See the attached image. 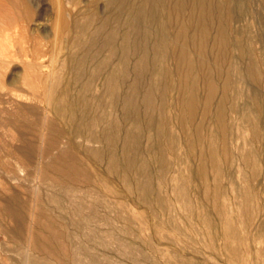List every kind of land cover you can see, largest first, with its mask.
<instances>
[{
    "label": "rangeland",
    "instance_id": "rangeland-1",
    "mask_svg": "<svg viewBox=\"0 0 264 264\" xmlns=\"http://www.w3.org/2000/svg\"><path fill=\"white\" fill-rule=\"evenodd\" d=\"M60 2L61 9L55 0H0L3 32L18 28L10 33L13 37H2L3 48L8 47L6 51L15 58L2 60L0 65V207L7 204L19 212L18 204L9 200L11 196L18 197L27 202V207L35 206L39 217L51 227L49 232L34 225L44 248L25 250L23 236L0 212V264H236L224 245L222 221L212 205L230 215L240 232L234 190L247 183L249 189H255V184L243 175L237 158L243 146V129L238 120L240 99L233 113H229L230 98L224 102L228 119L233 122L234 137H228L223 145L233 160V176L223 166L215 178L207 163L204 172L198 174L195 162L187 157L179 130L172 122L162 125L163 116L173 117L175 112L174 94L162 87L161 71L171 73V64L161 56L160 44L142 30L124 26L113 17L104 20L99 8L102 0ZM246 20L243 22L248 23ZM41 42L45 45L41 46ZM239 88L243 92L248 89L245 85ZM217 89L219 98L221 90L219 86ZM258 101L262 118V93ZM11 103L29 108L34 105L36 115L26 112L28 118L24 115L27 119H23L27 121L39 114L41 118L43 109L48 110L54 129L47 133L77 155L75 164L86 172L85 183L70 184L63 177L52 183H38L29 167L16 162L15 155L8 151L18 144L16 132L2 125V119L11 115L8 112H16ZM102 113L113 119L126 118L139 126L133 149L124 144L122 124L119 132L102 135L107 126L99 117ZM199 120L198 117L195 122ZM88 121H92L95 133L91 139L86 135ZM203 124L211 141L197 144L193 152L201 146L207 150L210 145L221 149L209 120ZM163 138L174 142L178 155L166 154L168 166L160 174L155 153L157 141ZM130 151L136 157L134 162L127 161ZM141 163L145 165L144 173L138 169ZM217 182L219 190L214 189ZM254 200L258 202L257 197ZM257 208L249 226L252 233L264 217L262 207L258 204ZM5 228L7 234L3 233ZM249 245L263 249L264 235L260 233L258 242L251 241ZM260 260L264 264V255Z\"/></svg>",
    "mask_w": 264,
    "mask_h": 264
},
{
    "label": "bare ground",
    "instance_id": "bare-ground-1",
    "mask_svg": "<svg viewBox=\"0 0 264 264\" xmlns=\"http://www.w3.org/2000/svg\"><path fill=\"white\" fill-rule=\"evenodd\" d=\"M89 1L95 2L96 0ZM55 3L58 9H61L60 0H55ZM99 8L104 20L113 17L124 26L142 30L149 39L160 44L161 56L171 64V73L167 69L161 71L163 73L162 87L174 94L172 108L175 112L173 117L164 115L162 125L165 127L172 122L179 130L187 148V157L195 162L198 174L204 172L207 163L215 178L220 176L223 166L227 168L228 175L233 176L231 171L233 160H230L227 148L223 146L228 137L229 139L234 137L233 122L228 119L224 102L226 98L227 100L230 98L227 101L230 104L229 113H233L237 111L236 102L237 99H240L242 107L238 120L243 129V146L239 150L237 158L243 175L250 183L255 184L256 190L251 187L249 189V183L234 190L236 206L240 210L242 225L240 232L237 231L230 215L220 212L215 204L212 206L217 217L222 221L221 231L225 239L224 245L230 257L236 259V264H261L260 259L264 255V248L257 249L251 247L249 243L251 241L257 243L260 233L264 235V217L255 225V233L250 232L249 226L252 224L254 208L257 210L258 204L264 211V116L261 118L258 101V95L260 93L264 95V0H102ZM246 19H248L251 29H248V23H244L247 21ZM55 22L57 23V21ZM2 27V19H0V65L2 60H10L14 57L9 53L10 51H6L7 46L6 50L3 48L5 45H2V37L3 39L13 37V34L10 33L14 32V29H18L14 25L15 28L10 30V33H4ZM10 28L12 29V27ZM46 30L48 32V29ZM53 41L55 42V40ZM8 43L10 44V42ZM41 43V46L45 45L43 42ZM36 47L37 45L34 48ZM29 56L31 55L29 54ZM34 58L36 59V57ZM49 60H51L50 57ZM0 76H2L1 72ZM200 83H202V87ZM241 85H245L248 89L244 92L239 91ZM218 86L221 93L219 98H216ZM11 104L16 107V112L7 111L11 115L7 113L8 116L2 119V125L10 126L16 132L14 136H16L15 140L18 144L10 146L11 149L8 150L15 155L16 162L23 165L24 168L29 167L38 183H52L60 177L67 179L70 184L84 182L87 174L84 169L75 164V161L78 160L77 155L66 146H61L52 133H47L48 130L54 129L53 120L48 114V110L43 109L41 118L38 117L40 114L33 119L29 116L31 120L27 121L23 119L24 115L26 112L35 114L34 105L29 108L22 103ZM26 117L28 118L27 115ZM99 117L102 121L107 122V126L102 130L103 136L107 137L111 133L119 132L122 124L124 126V144L131 149L135 147L136 139L140 134L139 126L129 123L126 118L113 119L106 116L105 113ZM198 117L200 120L199 123H196L195 120ZM207 119L212 132L217 134L216 140L222 144V147L216 149L210 145L206 150L201 146L196 152H193L197 144L211 141L209 138L211 135L204 130L203 123ZM38 125H41L40 129ZM92 128V121H88L86 135L90 139L95 137ZM75 134L78 135V131ZM27 135L29 136L26 137ZM30 136L33 138V142L29 138ZM156 144L158 150L155 155L159 160L157 161L160 173L168 166L165 160L166 154L174 156L178 154L174 149V142L170 138H163ZM253 153L257 154L256 158L253 157ZM127 161H136L132 151L129 152ZM21 168L19 169L21 170ZM138 169L144 173L145 165L141 163ZM27 174L30 176L29 171ZM214 189H220L218 182ZM9 190L11 191V189ZM33 191L35 194L36 188ZM255 197L258 202L254 200ZM9 200L18 204L19 212L13 211L7 204L0 207V212L10 219L15 230L23 236L25 250L30 247L36 250L44 248L41 244L42 236L34 231L33 226L39 225L51 232L50 225L39 217L35 206L27 207L26 201L14 196H11ZM3 233L7 234L8 230L3 229Z\"/></svg>",
    "mask_w": 264,
    "mask_h": 264
}]
</instances>
